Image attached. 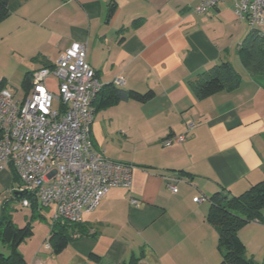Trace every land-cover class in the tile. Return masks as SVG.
Segmentation results:
<instances>
[{
  "label": "crops",
  "instance_id": "0c3cea01",
  "mask_svg": "<svg viewBox=\"0 0 264 264\" xmlns=\"http://www.w3.org/2000/svg\"><path fill=\"white\" fill-rule=\"evenodd\" d=\"M110 1L116 9L109 16ZM199 2L10 0L0 42L26 49L18 68L33 72L51 65L72 43L84 42L104 88L99 106L118 76L125 79V90L154 92L146 102L100 106L91 127L94 148L133 165L131 186L111 188L69 229L65 246L55 251L37 245L27 254L29 261L24 257L27 264H95L90 253L104 264L223 260L218 230L207 219L209 198L215 192L239 195L264 179V75L243 66L240 47L251 25L236 16L233 1L196 13ZM258 28L264 33V22ZM223 60L240 73L239 86L198 99L188 81ZM188 121L195 123L191 130ZM183 133L184 140L163 144ZM18 185L14 168L0 167V213L4 205L23 206L13 197ZM132 198L139 203L132 204ZM238 235L245 256L264 264V221H249Z\"/></svg>",
  "mask_w": 264,
  "mask_h": 264
},
{
  "label": "built area",
  "instance_id": "2783aa9c",
  "mask_svg": "<svg viewBox=\"0 0 264 264\" xmlns=\"http://www.w3.org/2000/svg\"><path fill=\"white\" fill-rule=\"evenodd\" d=\"M221 1L200 0L194 11L205 13ZM232 1L236 16L246 19L251 28L263 24L264 0ZM113 83L122 87L125 79L118 76ZM101 88L84 42L72 43L53 64L34 70L22 98L7 83L0 85V167L14 168L19 179L16 190L31 191L40 207L54 208L52 223L80 222L111 188L131 186L133 165L113 161L93 146L94 102ZM194 126L187 122L188 130ZM185 138V133L169 136L163 144ZM21 204L30 206L31 201L23 197ZM45 247H51L49 241Z\"/></svg>",
  "mask_w": 264,
  "mask_h": 264
},
{
  "label": "trees",
  "instance_id": "16d2710c",
  "mask_svg": "<svg viewBox=\"0 0 264 264\" xmlns=\"http://www.w3.org/2000/svg\"><path fill=\"white\" fill-rule=\"evenodd\" d=\"M115 9L116 3L110 1L108 15H112ZM10 12V0H0V22L9 16ZM240 55L243 66L250 73L264 75V33L259 28H251L246 35L240 47ZM31 74L32 72L24 74L22 80L24 89H27L31 84ZM240 80L241 75L234 65L229 60H223L199 72L188 81V84L195 96L201 100L220 91L237 88ZM5 83H7L5 78L0 80V85ZM110 86L107 99L103 100L100 106L126 99L146 102L154 96L152 90L141 93L135 90H125L114 84ZM103 90L102 87L94 102L96 110L100 107L97 100L101 98ZM23 197L30 199L34 209L40 207L31 191ZM209 201L211 205L207 219L218 230L219 247L223 256L220 264H253V259L245 256V245L240 239L238 231L251 220L264 221V179L253 184L239 195L215 192ZM11 216L10 208L8 205H4L0 213V240L4 246L9 248V252L5 254L0 251V264H27L23 254L19 251V247L28 237L33 235V226L30 222L25 226H18ZM77 223H51L49 242L55 251L67 244L71 237L69 229L76 226ZM89 259L95 264H104L101 257L95 253H90ZM138 260L136 259V261Z\"/></svg>",
  "mask_w": 264,
  "mask_h": 264
},
{
  "label": "rangeland",
  "instance_id": "374dc122",
  "mask_svg": "<svg viewBox=\"0 0 264 264\" xmlns=\"http://www.w3.org/2000/svg\"><path fill=\"white\" fill-rule=\"evenodd\" d=\"M1 35L2 33L0 36ZM9 43L8 41L0 42V74H5L4 76L9 89L16 93L18 98H22L25 92L22 86V80L27 70L18 68V65L26 61L23 58L24 50L26 49H24V47L20 49L21 47L19 46H17L19 47L18 49H12ZM33 209L31 208V210H28L26 207L20 206L19 204L17 205L16 203L10 208L11 217L18 226H25L29 222L33 226V235L28 237L19 248V251L28 261L30 258L27 254L30 251L33 252L37 245L38 247L44 246L45 248L46 242L49 241L50 224L54 218V208L52 207H40V209H35V215H33ZM0 251L5 254L9 252V248L4 246L1 240Z\"/></svg>",
  "mask_w": 264,
  "mask_h": 264
},
{
  "label": "water",
  "instance_id": "95a60500",
  "mask_svg": "<svg viewBox=\"0 0 264 264\" xmlns=\"http://www.w3.org/2000/svg\"><path fill=\"white\" fill-rule=\"evenodd\" d=\"M27 193H28L27 190H23V191H21V190H14L13 191V196L16 197V198H20V197L25 196Z\"/></svg>",
  "mask_w": 264,
  "mask_h": 264
}]
</instances>
